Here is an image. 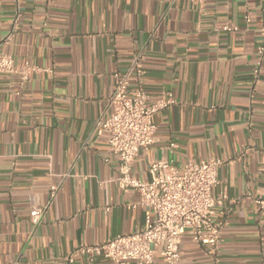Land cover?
<instances>
[{
	"label": "crops",
	"instance_id": "crops-1",
	"mask_svg": "<svg viewBox=\"0 0 264 264\" xmlns=\"http://www.w3.org/2000/svg\"><path fill=\"white\" fill-rule=\"evenodd\" d=\"M0 43L18 69L0 79V264H67L80 244L145 226L140 191L95 132L138 54L150 101L175 103L154 115L132 176L151 180L162 158L221 162L220 244L185 234L181 264H264V0H0Z\"/></svg>",
	"mask_w": 264,
	"mask_h": 264
},
{
	"label": "built area",
	"instance_id": "built-area-1",
	"mask_svg": "<svg viewBox=\"0 0 264 264\" xmlns=\"http://www.w3.org/2000/svg\"><path fill=\"white\" fill-rule=\"evenodd\" d=\"M195 1L203 3L205 0ZM224 29L231 28L225 26ZM11 35L3 43H7ZM3 43H0V79L4 74L18 72L14 57L2 51ZM259 52L264 54V45L259 47ZM28 67L27 63L25 69ZM143 74L140 54L124 72L114 73V89L109 99L111 111L96 123L95 132L98 135L108 133L110 149L120 163V184L140 191L139 204L148 210L146 224L132 233L104 242L80 244L66 257L67 264H76L78 256L91 263L104 257L113 264H154L160 256L166 264H181L180 246L185 234L213 249L220 244L227 222L216 220L215 214L217 205L227 196L213 194V187L218 183L219 159H191L177 167L172 160L162 158L152 163L151 180L144 181L131 174L137 157L154 141L157 129L154 115L175 103L172 93L150 101L140 84ZM26 75L27 72L23 73V79ZM55 194L53 191L52 196ZM254 200L264 209L263 196H256Z\"/></svg>",
	"mask_w": 264,
	"mask_h": 264
}]
</instances>
